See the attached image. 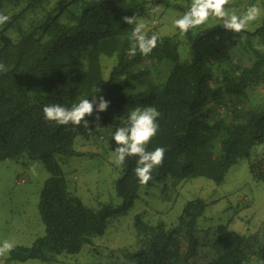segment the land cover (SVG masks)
Here are the masks:
<instances>
[{"label":"trees","instance_id":"trees-1","mask_svg":"<svg viewBox=\"0 0 264 264\" xmlns=\"http://www.w3.org/2000/svg\"><path fill=\"white\" fill-rule=\"evenodd\" d=\"M146 2L0 0V12L10 17L0 25V63L7 68L0 72V161L28 155L51 174L39 202L47 234L32 247H14L11 260L53 261L77 254L92 236L104 233L110 218L126 214L140 197L144 185L134 172L135 156L126 158L115 181L119 203L92 208L69 190L59 158L76 155V138L90 135L97 123L103 128L115 119L127 120L137 107L154 106L160 112L159 130L146 149L163 147L165 157L146 185L168 175L206 177L220 184L231 166L264 145V105L243 108L240 103L249 87L264 84V54L252 56L250 66H238L232 74L214 76L211 65L230 62L245 33L226 30L221 21L196 35L187 32L190 61L181 60L173 37L153 31L146 33L160 37L157 47L146 56L138 50L130 59L135 25L122 17L143 14ZM247 35L264 38V25ZM102 55L118 59L109 79ZM163 61L173 65L168 77L169 69L159 67ZM139 76L148 80L147 87L128 95L129 81ZM97 95L110 105L86 118L91 131L83 123L65 126L44 118L45 105L71 108ZM250 172L264 182V153L251 162ZM206 208V201L196 198L185 205L176 225L137 226V247L119 251L128 264H264V232L247 235L221 224L202 243L197 224Z\"/></svg>","mask_w":264,"mask_h":264},{"label":"rangeland","instance_id":"rangeland-1","mask_svg":"<svg viewBox=\"0 0 264 264\" xmlns=\"http://www.w3.org/2000/svg\"><path fill=\"white\" fill-rule=\"evenodd\" d=\"M146 11L137 14V20L145 24V32L153 31L173 37L179 44L182 61L193 57L187 33H181L175 20L190 8L192 0H146ZM260 8V17L250 22L243 40L232 49V60L211 65L215 75L232 74L238 66H250L252 56L264 54V38L248 37L264 25V0H230L226 6L229 14L242 16L251 6ZM152 9H158L153 12ZM222 20L210 17L208 22L191 29V34L210 28ZM117 56H101L103 74L109 79ZM172 64L163 61L159 67ZM148 80L137 77L129 81L126 93L131 95L144 90ZM243 108L264 105V84L258 82L247 89L242 100ZM232 108V107H231ZM120 123L115 119L110 125L95 130L88 136H78L73 156H61L59 161L69 190L78 195L89 207L99 208L104 203H119L115 181L121 172L117 165L113 135ZM264 153V145H256L250 157L241 158L231 166L222 183L217 184L206 177L176 179L166 176L152 185L140 189V197L126 214L109 219L103 234L92 236L90 242L77 254H62L48 261L29 258L26 261L10 259L11 253L0 257V264H128L129 258L119 248H136L137 226L165 223L176 225L185 205L202 198L207 208L198 220L197 230L201 242L212 238L217 226L226 224L231 230L242 234L264 232V182L257 181L250 172L251 162ZM34 169V171L32 170ZM51 174L43 163L24 155L19 159L0 161V243L13 242L15 247H32L38 238L47 234L46 225L39 210L42 190ZM146 233V232H145ZM145 235V234H143ZM207 260L204 261V263Z\"/></svg>","mask_w":264,"mask_h":264},{"label":"clouds","instance_id":"clouds-1","mask_svg":"<svg viewBox=\"0 0 264 264\" xmlns=\"http://www.w3.org/2000/svg\"><path fill=\"white\" fill-rule=\"evenodd\" d=\"M229 3L230 0H192L190 8L181 18L175 20V26L181 33H187L190 29L207 23L210 17H215L223 21L226 30L239 33L245 30L250 22L260 17V8L255 5L249 7L242 16L234 13L230 15L226 8ZM152 11L155 12L158 9H152ZM9 19L8 15L0 12V25L6 24ZM122 20L129 25H135L131 35L134 43L127 50L128 58L135 57L138 50L142 55H149L157 47L160 37L155 33L148 36L145 32V24L138 22L137 15L124 16ZM6 71V66L0 63V72ZM109 105V101L103 96L97 95L93 96L91 101L82 99L71 108L59 104L45 105L43 113L47 121L65 126L69 124L80 126L83 123V126L91 131L90 122L86 118L94 113L106 111ZM159 116L160 112L154 106L137 107L130 112L127 122L117 127L113 135L117 144L115 148L116 164L122 165L127 157H138L134 172L141 185H146L152 179V170L161 166L164 161L166 150L163 147H157L154 151L146 149L159 130L157 123ZM96 120L97 122L100 120L99 115H96ZM96 127L99 130V123ZM32 170L34 171V169ZM14 247L13 242L4 240L0 243V257H6Z\"/></svg>","mask_w":264,"mask_h":264}]
</instances>
